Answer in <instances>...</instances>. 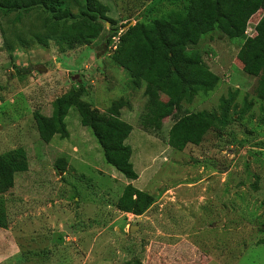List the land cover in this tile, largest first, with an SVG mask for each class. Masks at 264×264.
<instances>
[{
	"label": "rangeland",
	"instance_id": "rangeland-1",
	"mask_svg": "<svg viewBox=\"0 0 264 264\" xmlns=\"http://www.w3.org/2000/svg\"><path fill=\"white\" fill-rule=\"evenodd\" d=\"M96 1L113 25L101 21L95 39L72 49L48 39L38 8L0 17V155L21 149L26 163L0 193V264H264V103L255 94L258 78L244 76L236 59L242 40L203 35L193 48L217 84L158 130L146 129L151 98L111 54L128 26L166 18L184 0ZM261 13L249 19L248 35ZM111 27L117 33L108 38ZM73 90L99 114L126 103L119 115L131 127L124 144L135 180L105 163L74 107L63 119L65 138L40 139L35 116L49 117L53 100ZM234 92L228 126L181 151L167 145L184 112L217 113L219 98ZM155 99L166 101L157 91ZM128 184L153 199L139 216L115 208Z\"/></svg>",
	"mask_w": 264,
	"mask_h": 264
},
{
	"label": "trees",
	"instance_id": "trees-1",
	"mask_svg": "<svg viewBox=\"0 0 264 264\" xmlns=\"http://www.w3.org/2000/svg\"><path fill=\"white\" fill-rule=\"evenodd\" d=\"M34 8L41 10V26L49 32L48 39L57 38L58 44H65L69 49L95 39L102 30L101 21L113 25L105 15L106 8L96 0H0V17ZM258 11L262 12L261 16L248 35V21ZM66 20L73 21L66 25ZM111 29L108 38L117 33L116 27ZM213 30L228 39L242 40L236 59L244 76L258 78L255 94L264 103V0H184L181 9L169 12L166 18L128 26L118 35L111 54L133 87L143 85L151 98L141 126L158 130L161 121L177 112L182 103L189 104L198 93H208L215 87L217 76L203 65L199 52L193 48L203 35ZM37 42L46 44L43 39ZM206 50L211 52L209 48ZM156 91L166 97L165 102L155 99ZM78 96V91L73 90L57 97L51 104L49 117L35 116L40 139L46 143L54 135L65 138L63 119L68 109L74 107L80 125L92 133L105 163L126 180H135L137 175L129 161L131 150L124 144L131 127L119 115L126 103L117 100L104 114H99L78 100ZM234 97L235 92L220 97L217 113L184 112L168 129L167 145L181 151L188 144L198 145L209 129L228 126ZM57 169L63 170L60 165ZM25 170L23 150L18 149L10 156L0 155V193L12 186L13 174ZM152 202L151 196L128 184L116 200L115 208L139 216ZM1 221L0 227H3ZM259 244H264V238Z\"/></svg>",
	"mask_w": 264,
	"mask_h": 264
},
{
	"label": "water",
	"instance_id": "water-1",
	"mask_svg": "<svg viewBox=\"0 0 264 264\" xmlns=\"http://www.w3.org/2000/svg\"><path fill=\"white\" fill-rule=\"evenodd\" d=\"M40 71H44L43 68H39ZM65 230V228H63ZM129 231L132 230V227L128 229Z\"/></svg>",
	"mask_w": 264,
	"mask_h": 264
}]
</instances>
